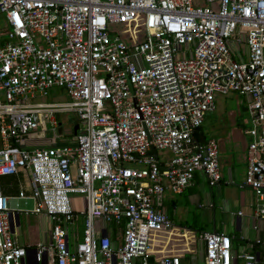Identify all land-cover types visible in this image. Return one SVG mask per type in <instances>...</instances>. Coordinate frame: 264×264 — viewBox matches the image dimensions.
<instances>
[{"label":"built area","instance_id":"2783aa9c","mask_svg":"<svg viewBox=\"0 0 264 264\" xmlns=\"http://www.w3.org/2000/svg\"><path fill=\"white\" fill-rule=\"evenodd\" d=\"M0 14V176L28 178L27 194L0 192V264H26L9 221L19 197L50 222L35 262L148 264L150 233L173 226L162 192L181 193L196 171L220 180L216 141L193 133L229 91L246 101L242 185L260 233L232 252L226 233L199 230L200 264H264V0H0ZM51 88L67 101H43ZM46 131L52 145L21 144ZM151 148L171 155L159 161Z\"/></svg>","mask_w":264,"mask_h":264},{"label":"crops","instance_id":"0c3cea01","mask_svg":"<svg viewBox=\"0 0 264 264\" xmlns=\"http://www.w3.org/2000/svg\"><path fill=\"white\" fill-rule=\"evenodd\" d=\"M215 109L216 105L214 112H211L217 113ZM218 116L229 119L231 124L221 130L217 137L210 136L205 139L213 138L217 143L220 180L209 186L203 174L196 171L190 185L181 193L173 194L167 189L162 192L158 207L164 211L173 226L164 233H150L148 264H156V261L164 255L179 256L182 264L201 263L203 244L198 239V231L184 226L190 217L192 224H198L199 228L226 233L230 237L232 252L246 248V242L260 233L259 222L254 215L253 193L249 187L242 185L246 167L245 130L234 127L232 113ZM21 144L30 148L44 147L52 145L53 140L50 136L46 137L45 133L44 135L34 133V136L23 139ZM27 179V174L21 171L0 176V192L6 196H16L22 189L27 194ZM18 199L22 198H17L15 205L12 204L9 210L10 229L16 242L26 249L25 263L34 264L33 252L36 245L50 240V222L47 216L32 212L31 198H25L31 200L32 207L29 210L18 209ZM72 202L76 207L81 206V198L72 197ZM20 213L36 215V219L39 220V225L31 238L21 232L18 222ZM185 228L187 231L184 230ZM81 230L82 217L75 214L68 225L69 240L71 242L78 240ZM193 232L196 234L194 235ZM107 233L113 244L119 243L117 233L110 230H107ZM39 262L45 264L44 254Z\"/></svg>","mask_w":264,"mask_h":264},{"label":"rangeland","instance_id":"374dc122","mask_svg":"<svg viewBox=\"0 0 264 264\" xmlns=\"http://www.w3.org/2000/svg\"><path fill=\"white\" fill-rule=\"evenodd\" d=\"M2 15L0 14V29L3 27L2 25ZM45 102H65L67 101V97L63 90L59 88H51L49 90L48 95L43 99ZM0 102H3L2 92L0 89ZM215 105L217 113H207L202 121L200 127L202 135L205 137H217L220 131L225 129L227 125L231 124L229 119H223L219 117V114L226 115L228 112L234 115L233 119L235 121L234 127L237 129H244L247 126L245 117V105L246 101L243 96H240L234 91H229L226 94H217L215 96ZM70 112H61L57 113L56 116L59 121H62L63 118L67 115H70ZM218 116V117H217ZM45 136H49V132H45ZM157 158L159 161L162 160V156L165 157L170 156L171 154L167 151L156 150ZM76 194H70L69 196H75ZM18 209H27L29 210L32 207L31 200L29 199H18L17 200ZM18 222L21 229V232L28 236L32 237L33 233L36 231L37 226L39 225V220L36 219V215L33 214H23L20 213L18 215ZM187 228H190L194 231H199V229L205 230L204 228H199L198 224L193 225L191 217L189 218L187 224L184 225ZM107 229H111L115 231V226L107 224ZM206 231V230H205ZM195 235L196 233L193 232Z\"/></svg>","mask_w":264,"mask_h":264},{"label":"water","instance_id":"95a60500","mask_svg":"<svg viewBox=\"0 0 264 264\" xmlns=\"http://www.w3.org/2000/svg\"><path fill=\"white\" fill-rule=\"evenodd\" d=\"M77 128V125H74L73 126V133L75 132ZM58 133L60 132V128L57 129ZM147 155H150L152 156L154 159H157V154H156V151L151 148L148 152H147ZM163 169V167L159 166V170L161 171ZM15 217H16V214H15ZM34 264H41L40 262H34Z\"/></svg>","mask_w":264,"mask_h":264},{"label":"trees","instance_id":"16d2710c","mask_svg":"<svg viewBox=\"0 0 264 264\" xmlns=\"http://www.w3.org/2000/svg\"><path fill=\"white\" fill-rule=\"evenodd\" d=\"M201 125V124H200ZM200 125L195 129L194 133H193V137L195 140L197 141H203L205 139V136L202 135L201 132V127ZM116 229V228H115ZM113 233H119L117 231H113Z\"/></svg>","mask_w":264,"mask_h":264}]
</instances>
